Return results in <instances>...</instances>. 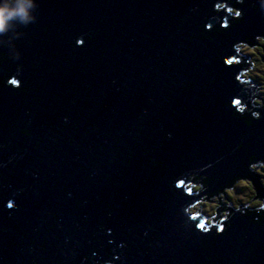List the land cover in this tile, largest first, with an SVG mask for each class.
I'll return each mask as SVG.
<instances>
[{
  "label": "water",
  "instance_id": "95a60500",
  "mask_svg": "<svg viewBox=\"0 0 264 264\" xmlns=\"http://www.w3.org/2000/svg\"><path fill=\"white\" fill-rule=\"evenodd\" d=\"M215 2L38 0L36 23L17 40L15 27L0 37V53L21 52L0 62V76L20 63L23 83L0 84L4 264H95L114 254L123 264H264L254 212L234 211L223 232L201 233L181 208L205 193L174 186L204 168L213 193L254 179L250 155L264 160V110L251 125L232 115L226 104L244 65L223 63L235 41L264 35V12L245 0L238 22L228 17L205 39L200 28L226 15Z\"/></svg>",
  "mask_w": 264,
  "mask_h": 264
},
{
  "label": "clouds",
  "instance_id": "9594fccd",
  "mask_svg": "<svg viewBox=\"0 0 264 264\" xmlns=\"http://www.w3.org/2000/svg\"><path fill=\"white\" fill-rule=\"evenodd\" d=\"M244 3L245 0H216L213 10L217 14L223 12L226 15L218 20L213 17L218 27L214 28L213 23L204 24L200 28L201 36L205 39H211L212 37L208 35L209 32L219 33L227 29L230 26L228 17L238 22L242 18ZM254 6H258L259 10L264 12V0H255ZM38 9V0H0V37L15 27L19 29L15 39H19L23 35L20 29L26 28L38 20ZM193 10L195 11L196 9ZM87 38L91 39V36ZM84 42L85 37L81 35L75 39L72 47H82ZM232 49L236 55H228L223 59V63L226 66L239 65L238 56L247 55L249 52L254 53L251 59L244 62L245 66L235 74V81L241 85L240 93L231 98L230 105L226 104V107L234 109L232 112L234 117L242 119L246 124L251 125L253 121L262 118V110H264V73L260 71V69H264V60L261 59V56H264V35H256L251 43L235 41L232 44ZM6 59L18 62L21 59V52L14 46L11 55L0 53V62ZM21 73L22 66L20 63H16L15 74L0 76V84L10 85L14 89L22 90ZM66 121L67 118H65ZM24 135H29L27 130H24ZM243 146V143H239L235 146V150L239 151ZM248 160L249 171L260 178V184L264 187V160L257 159L255 155H250ZM4 166L3 163H0V168ZM205 167H211V165ZM203 171L204 168L189 172L185 177L188 181L187 184L182 179L178 180L174 185L176 188H180L183 185V192L189 197L193 195L194 190L197 193H205L199 199H191L190 202L182 206L181 215L187 227L192 228L193 222H196L195 228L201 233H208L214 229L215 233L219 234L224 231L226 222L229 221L234 211H238L242 216L254 212V223L264 221V198L257 197V190L252 179H236L222 189L207 193L209 177L201 175L200 173ZM238 188L241 190L236 191ZM4 207L8 210L14 209L16 207L15 200L9 198L5 202ZM106 231L108 234L112 232L110 228ZM108 243L112 244L113 241L109 240ZM118 247L123 249L125 244L121 242ZM96 255L95 252L92 253V256L95 257ZM219 259L222 260L223 258ZM116 260H121V264H123L122 258L118 254H114L110 260H97L95 264H113V261ZM0 264H4L2 258H0ZM213 264H215V261H213Z\"/></svg>",
  "mask_w": 264,
  "mask_h": 264
},
{
  "label": "rangeland",
  "instance_id": "374dc122",
  "mask_svg": "<svg viewBox=\"0 0 264 264\" xmlns=\"http://www.w3.org/2000/svg\"><path fill=\"white\" fill-rule=\"evenodd\" d=\"M253 55H254L253 52H249L247 55H243V56H248V59H251V58L253 57ZM261 59L264 60V56H261ZM260 71H261L262 73H264V69H260ZM254 187L256 188L255 185H254ZM256 189H257V188H256ZM240 190H241V189L238 188L236 191H240ZM194 191H195V190H194ZM257 197L260 198L258 192H257ZM205 215H207V213H205Z\"/></svg>",
  "mask_w": 264,
  "mask_h": 264
},
{
  "label": "flooded vegetation",
  "instance_id": "af4514ba",
  "mask_svg": "<svg viewBox=\"0 0 264 264\" xmlns=\"http://www.w3.org/2000/svg\"><path fill=\"white\" fill-rule=\"evenodd\" d=\"M239 58H240V63H242V64H244V62H245L246 60H248V57H247V56H243V54L240 55ZM242 61H243V62H242ZM244 66H245V65H244Z\"/></svg>",
  "mask_w": 264,
  "mask_h": 264
},
{
  "label": "trees",
  "instance_id": "16d2710c",
  "mask_svg": "<svg viewBox=\"0 0 264 264\" xmlns=\"http://www.w3.org/2000/svg\"><path fill=\"white\" fill-rule=\"evenodd\" d=\"M248 57V56H247ZM242 64V63H241ZM244 65V64H243ZM253 177H254V179H252L253 181H256V180H258V176H256V175H254L253 174ZM193 193H194V191H193Z\"/></svg>",
  "mask_w": 264,
  "mask_h": 264
},
{
  "label": "bare ground",
  "instance_id": "6f19581e",
  "mask_svg": "<svg viewBox=\"0 0 264 264\" xmlns=\"http://www.w3.org/2000/svg\"><path fill=\"white\" fill-rule=\"evenodd\" d=\"M243 62V61H242ZM195 192V191H194ZM197 193V192H196ZM200 194V193H199ZM235 224H237V221H235Z\"/></svg>",
  "mask_w": 264,
  "mask_h": 264
}]
</instances>
